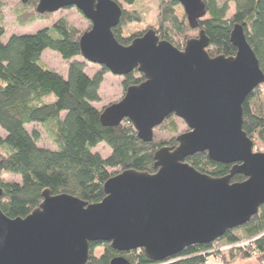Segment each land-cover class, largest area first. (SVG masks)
<instances>
[{"label": "water", "instance_id": "95a60500", "mask_svg": "<svg viewBox=\"0 0 264 264\" xmlns=\"http://www.w3.org/2000/svg\"><path fill=\"white\" fill-rule=\"evenodd\" d=\"M177 1L188 25L197 27L206 13L203 0ZM66 6L90 21L79 37L85 60L120 75L137 68L145 77L105 105L100 122L115 126L128 118L137 136L149 141L153 128L173 113L187 130L176 135L175 147L155 151V172L129 168L107 178L98 202L45 189L40 204L24 217L10 218L0 209V264H85L89 242L96 240L121 252L141 248L159 261L247 222L264 204V151H254L242 129V103L264 83V72L242 25L235 23L230 31L234 55L210 56L201 29L182 48L152 28L128 45L119 43L112 27L122 8L115 0H38L36 11ZM198 151L232 163L229 172L211 176L184 160ZM235 173L246 178L231 181ZM109 264L131 263L119 254Z\"/></svg>", "mask_w": 264, "mask_h": 264}, {"label": "trees", "instance_id": "16d2710c", "mask_svg": "<svg viewBox=\"0 0 264 264\" xmlns=\"http://www.w3.org/2000/svg\"><path fill=\"white\" fill-rule=\"evenodd\" d=\"M37 1L27 0L21 4H30V9L36 11ZM135 1L124 0L128 4ZM203 2L206 13L198 19V27L208 37L207 53L234 55L236 47L230 40V31L239 23L264 72V0ZM176 3L177 0H159L155 24L127 35L123 34V27L139 20L140 16L136 10L122 8L119 22L112 27L113 35L119 43L128 45L134 37L152 28L159 38L177 47L184 45L187 26L174 13ZM4 6L5 1L0 0V127L5 131L4 135L0 134V172L7 171L19 178L0 179L2 212L10 218L24 217L40 204L45 189L51 194L66 192L88 203L98 202L105 196L103 185L110 176L129 168L155 172V151L161 146L175 147L176 136L145 141L137 136L128 118L115 126L100 122L101 109L93 102L99 100L100 83L108 69L101 65L92 74L85 70V59L79 47V37L84 30H79L67 18L59 17L50 27L27 34L11 33L3 40ZM18 21L23 22V19L18 16ZM45 48L69 60L65 75L40 64ZM80 56L82 59L77 58ZM144 78L135 68L124 75L123 87L138 84ZM260 86L264 83L255 86L242 103V129L256 150L264 151V101L260 98ZM173 116L169 114L165 121L169 129L176 131ZM33 123L49 127L54 147L39 144L40 131L26 127ZM100 142L108 146V154L93 150ZM184 160L211 176L225 175L232 166L229 162L212 160L206 151L195 152ZM245 178L235 173L231 181ZM239 239L248 243L243 247L233 245ZM217 241L221 245L231 244L218 252L223 264H264V204L247 222L227 229ZM96 247L101 248L99 254L94 252ZM214 248H217L215 241L188 245L170 256L167 264L200 263ZM119 254L131 264L154 262L141 248L121 252L108 241L96 240L89 242L85 264H109L110 259Z\"/></svg>", "mask_w": 264, "mask_h": 264}, {"label": "rangeland", "instance_id": "374dc122", "mask_svg": "<svg viewBox=\"0 0 264 264\" xmlns=\"http://www.w3.org/2000/svg\"><path fill=\"white\" fill-rule=\"evenodd\" d=\"M5 6L2 9L3 14V25L5 27V34L3 36V40H6L7 37L11 33H18V34H27L33 33L36 30L48 26L50 27L52 23L59 17H65L69 20L71 24L77 27L79 30L83 31L90 27V21L74 6H66L63 8H59L58 10L52 12H43L38 14L35 10H31L30 6H24L21 4V0H4ZM121 4V8L127 11H134L136 10L140 16L139 20L132 21L123 27V34H131V32H136L140 30H144L146 27L151 26V24H155V17L158 11V3L159 0H136L133 4L125 3L124 0H118ZM23 3V2H22ZM232 9V6H231ZM173 10L175 15L179 19H183L186 26H187V39L191 36H196L199 31V27H190L187 22V17L184 12L183 6L178 2L173 6ZM18 16L23 19V22L18 21ZM184 45L178 47L182 48ZM177 47V46H176ZM82 59V57H77ZM69 60L64 59L61 57L59 53L56 51L45 48L41 55H40V64L52 68L56 71H59L62 74H66L67 66ZM101 64L90 62L85 60V70L92 74L94 71L100 69ZM133 68L132 70H134ZM131 70V71H132ZM130 71V72H131ZM129 73V72H128ZM125 75V74H124ZM124 75L114 74L109 70L103 73V78L100 83L99 87V100L94 101L93 104L98 108L102 109L105 105L119 100L125 92L123 87V78ZM260 98L264 101V86L259 87ZM173 114V113H171ZM173 118L177 124V130H171L168 127V123L164 120L153 128V137L155 140H159L161 138H172L176 136L178 133L187 130V124L184 122L182 118L173 114ZM28 130L32 128H36L40 131V139L39 144L47 147H54L52 136L49 130V127L46 125H41L39 123L27 124L26 125ZM5 131L0 127V134L4 135ZM153 139V138H152ZM252 149L256 150V147L253 146ZM94 151H98L102 155H106L109 152V148L103 142L98 143L95 147H93ZM19 176L7 171L0 172V179L3 180H11V179H18ZM237 233L241 234L240 230H236ZM242 236V235H241ZM215 241L214 251H209L207 255L209 261L207 264H212L216 262L218 264H223L221 256L218 252L224 251L230 247L228 244L221 245L220 242ZM245 240V239H244ZM219 245V247H218ZM101 251L100 247H96L94 252L95 254H99ZM170 257L166 258L168 260H159V262H163L162 264H167L171 259ZM154 261L153 263H156Z\"/></svg>", "mask_w": 264, "mask_h": 264}, {"label": "built area", "instance_id": "2783aa9c", "mask_svg": "<svg viewBox=\"0 0 264 264\" xmlns=\"http://www.w3.org/2000/svg\"><path fill=\"white\" fill-rule=\"evenodd\" d=\"M248 243V240H244V239H239L238 241H236L233 245L235 246H245L246 244ZM228 245H231V244H228ZM211 251V250H210ZM207 253V252H206ZM209 255H206L204 260L200 263H197V264H207L208 261H209V258H208ZM165 260V259H164ZM171 261V260H170ZM163 262H159L157 261L156 263H150V264H162Z\"/></svg>", "mask_w": 264, "mask_h": 264}, {"label": "crops", "instance_id": "0c3cea01", "mask_svg": "<svg viewBox=\"0 0 264 264\" xmlns=\"http://www.w3.org/2000/svg\"><path fill=\"white\" fill-rule=\"evenodd\" d=\"M212 264H218V263H216V262H213Z\"/></svg>", "mask_w": 264, "mask_h": 264}]
</instances>
